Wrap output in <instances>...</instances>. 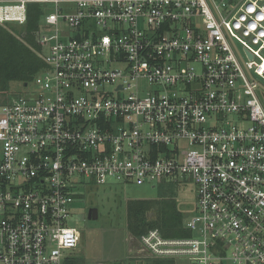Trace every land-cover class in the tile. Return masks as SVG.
<instances>
[{"label": "built area", "instance_id": "built-area-1", "mask_svg": "<svg viewBox=\"0 0 264 264\" xmlns=\"http://www.w3.org/2000/svg\"><path fill=\"white\" fill-rule=\"evenodd\" d=\"M30 4L43 68L0 105V264H65L78 190L110 180L194 185L191 236L150 229L143 259L264 264V0H0V26Z\"/></svg>", "mask_w": 264, "mask_h": 264}, {"label": "rangeland", "instance_id": "rangeland-1", "mask_svg": "<svg viewBox=\"0 0 264 264\" xmlns=\"http://www.w3.org/2000/svg\"><path fill=\"white\" fill-rule=\"evenodd\" d=\"M59 7L63 9L66 5ZM49 12H53V7L47 8L46 13ZM26 92H34V86L11 82L8 92L0 93V105ZM257 94L264 103V89H258ZM78 192L80 196L70 205L71 217L68 219V225L81 234L80 244L71 256L78 260V264H146L149 259H143L136 241L126 230L125 204L129 200L171 199L184 215V220L195 213L196 207L194 185L187 181L136 185L110 180L106 185H90ZM89 208H97L96 220H87ZM175 264L192 263L176 261Z\"/></svg>", "mask_w": 264, "mask_h": 264}, {"label": "trees", "instance_id": "trees-1", "mask_svg": "<svg viewBox=\"0 0 264 264\" xmlns=\"http://www.w3.org/2000/svg\"><path fill=\"white\" fill-rule=\"evenodd\" d=\"M42 10L38 4L28 5V20L24 26H0V93L8 92L9 83L28 85L43 68L37 55L35 33ZM17 29V30H16ZM126 230L134 241L150 229H158L164 237H190L184 228V215L171 199L129 200L125 204ZM142 261V260H141ZM65 264H78L68 258ZM141 264V262L139 263ZM146 264H174L172 260H147Z\"/></svg>", "mask_w": 264, "mask_h": 264}, {"label": "water", "instance_id": "water-1", "mask_svg": "<svg viewBox=\"0 0 264 264\" xmlns=\"http://www.w3.org/2000/svg\"><path fill=\"white\" fill-rule=\"evenodd\" d=\"M248 57L250 58V56ZM97 217H98L97 208H89L86 215L87 220H96Z\"/></svg>", "mask_w": 264, "mask_h": 264}]
</instances>
